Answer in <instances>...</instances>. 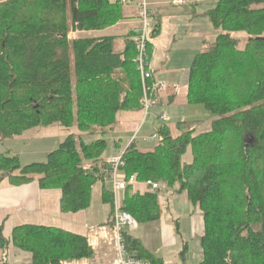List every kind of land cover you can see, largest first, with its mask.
<instances>
[{"label": "trees", "instance_id": "obj_1", "mask_svg": "<svg viewBox=\"0 0 264 264\" xmlns=\"http://www.w3.org/2000/svg\"><path fill=\"white\" fill-rule=\"evenodd\" d=\"M205 15L218 34L189 67L186 100L218 118L200 133L186 130L195 120L180 121L177 136L161 123L151 150L132 140L122 151L120 172L126 179L136 174L139 182L157 183L158 189L139 193L126 186L122 209L137 223L154 221L160 187H174L202 213L198 264H264V0H217ZM120 19L121 5L111 0L0 3V139L35 127L69 130L44 162L21 165L18 155L0 153V183L37 181L42 189H58L60 211L66 214L89 208L99 180L101 200L111 214L112 192L97 163L107 164L102 136L113 131L119 112L142 107L135 43L128 36L119 51L115 36L68 41L67 33L70 28L98 31ZM158 30L155 25L150 35ZM237 32L250 36L242 50L232 36ZM97 134L101 137L93 141L83 139ZM247 134L254 138L252 145L244 142ZM188 148L192 160L184 163ZM2 227L0 222V249L11 243L29 252L24 264H64L94 253L85 235L63 228L22 224L6 239ZM123 237L130 255L163 264L146 255L128 231Z\"/></svg>", "mask_w": 264, "mask_h": 264}, {"label": "rangeland", "instance_id": "obj_2", "mask_svg": "<svg viewBox=\"0 0 264 264\" xmlns=\"http://www.w3.org/2000/svg\"><path fill=\"white\" fill-rule=\"evenodd\" d=\"M8 0H0V3ZM117 1L121 5V19L116 23L104 27L100 31L106 34L121 33L110 31L118 28L121 23L137 15L138 22L122 37L125 47V39L135 35V29L142 26L140 16L141 0ZM137 1V13H128L126 8ZM149 51L151 69L155 73V81L166 84L164 88H155L148 94L149 110L145 114L143 106L128 111L119 112L117 123L111 133L102 136L106 140V148L102 153L104 160L119 156L121 152L134 140L137 146L144 151L151 150L156 145L157 139H151L156 134V128L164 123L170 127L173 136L180 134L175 126L180 121L195 123L188 125L186 130L195 128L196 133L209 129L210 123L218 116L208 112L200 103H191L186 100V82L189 67L195 55L204 50L217 36L205 12L214 7L217 0H185V4L176 7L162 6L163 10H157L155 20L152 18L153 9L149 2ZM171 4V0H170ZM202 13V15L200 14ZM128 14V15H127ZM135 14V15H133ZM130 17V18H129ZM158 32L152 37L151 30L158 28ZM130 25V23H129ZM152 28V29H151ZM125 29V27H124ZM82 35L76 29L70 28L67 40L70 41ZM151 36V37H150ZM237 40V48H245L250 36L244 32L232 34ZM264 38V33L260 35ZM205 41V43H204ZM151 43V44H150ZM116 48V45H115ZM136 57V56H135ZM175 95V96H173ZM173 96V97H171ZM156 104H151L154 101ZM171 99V100H170ZM167 114V120L162 121L159 116ZM76 132L73 128L72 132ZM69 130L59 125L48 127H35L20 136L0 139V153L8 151L19 156L21 165L32 162H44L47 154L56 149L68 134ZM101 135H84L86 142L100 138ZM151 139V140H148ZM115 141H118L119 151L115 150ZM246 145H252L254 138L247 134L244 138ZM192 160L191 150L187 149L182 157L184 163ZM103 161L97 163L100 168ZM101 181H97L92 189L91 204L86 210L85 218L88 229L85 236L94 249L91 258L78 261H65L64 264H111L113 258V245L111 239L113 231L110 221L109 206L101 199ZM109 187V184L107 183ZM159 217L154 221L138 223L135 230L128 231L138 238L145 250V254L165 264H198L202 259L200 238L203 234L202 213L198 206L191 203L185 193H177L174 187L162 185L159 191ZM113 205V202H112ZM123 205V199H122ZM113 209V208H112ZM2 236L10 238V232L2 229ZM29 252L19 250L9 243L5 250L0 249V263L24 264L29 262Z\"/></svg>", "mask_w": 264, "mask_h": 264}, {"label": "crops", "instance_id": "obj_3", "mask_svg": "<svg viewBox=\"0 0 264 264\" xmlns=\"http://www.w3.org/2000/svg\"><path fill=\"white\" fill-rule=\"evenodd\" d=\"M149 2L153 9L152 18L154 20V15L157 10H163L167 6L176 7L170 4V0H149ZM162 6H164L163 9ZM137 9V1L135 4H131L126 8L128 13L132 10L136 11L137 13ZM200 14L202 15V13ZM138 20L139 19L136 15L135 17L122 22L121 26L118 28L115 27L110 30L113 31L116 29V31H121V33L118 34H106V32L100 30L78 31V33L82 34L80 37H102L109 35L115 36L116 49L117 45L120 43L121 45L119 46V49H122L124 43L122 42V37L120 35L123 36L125 33H127V31H129V29H131V27H133L135 22H138ZM157 23L158 26H160V22ZM152 75L153 78H156V75L153 71ZM115 150L119 151L117 148H115ZM132 187L134 191L139 193H144L147 190L146 186L141 182L133 185ZM59 201L60 191L58 189H42L39 187L37 181H33L29 184L21 186H12L7 180H3L0 183V222L3 224L2 229L4 228V230L6 229V231L11 233L13 227L17 225L36 224L59 227L85 235L87 232L86 229H88V224L85 218L86 210L77 213L65 214L60 211Z\"/></svg>", "mask_w": 264, "mask_h": 264}, {"label": "built area", "instance_id": "obj_4", "mask_svg": "<svg viewBox=\"0 0 264 264\" xmlns=\"http://www.w3.org/2000/svg\"><path fill=\"white\" fill-rule=\"evenodd\" d=\"M127 2L129 0H122ZM171 4L174 6H182L185 4V0H171ZM140 16L142 18V26L135 29V35L133 41L135 43L136 57L134 62L140 74L142 91H143V106L145 114L149 110L148 94L155 90V88H164L166 84L157 82L153 78L152 70L150 66V55L148 52L149 43V22H148V3L146 0L140 2ZM150 80L153 82L150 83ZM162 121L167 120V114L163 113L159 116ZM156 135H153L151 139H155ZM148 139V140H151ZM122 153L119 156L110 158L105 166H101L99 170V176L106 180L112 192L113 205H112V231L113 236L111 243L113 245V258L111 264H156L148 259L138 258L130 255L124 245V231L135 230L138 227L137 221L126 211L122 209V197L123 192L128 185H135L140 183L136 179V174L131 175L129 178H125L120 172L119 167L122 165ZM143 183L149 192H154L158 189V184L146 181ZM165 264V263H163Z\"/></svg>", "mask_w": 264, "mask_h": 264}, {"label": "bare ground", "instance_id": "obj_5", "mask_svg": "<svg viewBox=\"0 0 264 264\" xmlns=\"http://www.w3.org/2000/svg\"><path fill=\"white\" fill-rule=\"evenodd\" d=\"M134 37V36H133ZM133 37H132V40H133ZM142 93H143V91H142Z\"/></svg>", "mask_w": 264, "mask_h": 264}]
</instances>
